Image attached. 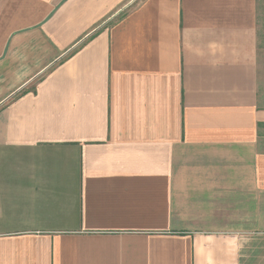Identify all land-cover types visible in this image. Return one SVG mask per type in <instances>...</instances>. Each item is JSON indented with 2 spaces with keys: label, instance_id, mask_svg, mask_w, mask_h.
Wrapping results in <instances>:
<instances>
[{
  "label": "crops",
  "instance_id": "crops-1",
  "mask_svg": "<svg viewBox=\"0 0 264 264\" xmlns=\"http://www.w3.org/2000/svg\"><path fill=\"white\" fill-rule=\"evenodd\" d=\"M257 0H0V264H264Z\"/></svg>",
  "mask_w": 264,
  "mask_h": 264
},
{
  "label": "rangeland",
  "instance_id": "rangeland-1",
  "mask_svg": "<svg viewBox=\"0 0 264 264\" xmlns=\"http://www.w3.org/2000/svg\"><path fill=\"white\" fill-rule=\"evenodd\" d=\"M258 9V52L261 60H264V0H257Z\"/></svg>",
  "mask_w": 264,
  "mask_h": 264
}]
</instances>
